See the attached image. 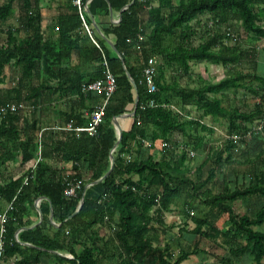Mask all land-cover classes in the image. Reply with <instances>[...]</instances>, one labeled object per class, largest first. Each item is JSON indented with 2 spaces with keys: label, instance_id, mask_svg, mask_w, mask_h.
I'll return each mask as SVG.
<instances>
[{
  "label": "trees",
  "instance_id": "1",
  "mask_svg": "<svg viewBox=\"0 0 264 264\" xmlns=\"http://www.w3.org/2000/svg\"><path fill=\"white\" fill-rule=\"evenodd\" d=\"M38 2L0 0V110L6 108L0 113V216L12 205L6 221L0 223V264H182L203 252L198 242L174 256L168 247L161 249L152 235L156 226L163 228L164 217L175 207H180L185 226L187 219L194 224L188 234L219 246L217 239H223L227 254L212 253L222 264H237L245 255L251 257V264H263L264 233L255 227L264 224V204L251 212L249 200L264 198V142L262 134L251 138L247 134L264 116V76L255 68L243 71V62L256 64L258 50L256 46L244 48L232 28L237 26L250 42L264 43V0H83L91 16L98 18L108 17L110 8L114 12L127 7L118 25L101 29L122 56L136 90L86 12L84 21L97 46L72 0L49 35L42 30ZM15 10L17 26L4 28ZM193 23L203 25L204 35ZM23 28L26 35L21 37ZM199 34L200 42L194 45L193 37ZM153 57L158 91L149 94L142 73ZM104 61L117 88L96 134L50 129L89 126L87 113L101 96L83 93L82 86L103 77ZM199 63L220 66L224 77L216 82L201 76L192 80V64ZM7 71L15 76L8 87ZM185 77L190 82L182 85ZM240 90L257 99L252 110L229 105L227 93ZM136 95L133 123L128 132L123 131L114 151L113 171L85 190L109 170L110 150L117 140L115 118L133 107ZM151 99L156 107H147ZM58 102L54 120L44 113L54 111ZM10 104L25 105L30 112H11ZM192 109L197 116H192ZM206 118L223 120L227 134L223 145L212 148L192 175L186 163L204 147L206 135L202 133H213L202 121ZM176 134L184 140L177 141ZM234 135L240 137L237 144L230 139ZM143 140L168 143L158 161L152 155H140ZM242 145L255 146L257 152L253 156L247 149L242 152L239 163L247 165L243 177L248 183L239 186L233 165ZM18 159L25 171L6 177L8 165ZM55 161L70 163V174ZM207 164L208 175L202 180ZM76 181L81 182L80 189L66 197L67 185ZM219 183L221 190H217ZM40 197L45 199L40 203L42 222L34 229L20 230L16 241L15 232L29 224ZM82 198L81 210L69 218ZM49 204L58 227L49 221ZM218 222H223V228ZM105 228L107 234H102Z\"/></svg>",
  "mask_w": 264,
  "mask_h": 264
},
{
  "label": "rangeland",
  "instance_id": "2",
  "mask_svg": "<svg viewBox=\"0 0 264 264\" xmlns=\"http://www.w3.org/2000/svg\"><path fill=\"white\" fill-rule=\"evenodd\" d=\"M204 19L205 18H201L200 21H203ZM11 20L12 18L9 21ZM193 25L195 24L193 23ZM195 26L200 31L199 33L204 35L205 29L203 25L200 23L199 26L197 24ZM232 29L236 33V35L239 34L238 36H241L240 41L243 44L244 48L256 46L258 50V58L256 64L243 62L241 65L243 71H248L251 68H255L259 75L264 76V43L262 41L250 42V40L247 39L246 35L242 33V31H240V29L235 25ZM221 32L225 33L226 29H221ZM200 34L196 37H193L192 41L194 45L200 42ZM227 42L232 44L231 41H227ZM6 73H7L6 86L8 87L12 85L13 82H15L13 80V77L15 78V76L10 71H7ZM224 75H225V71L220 66L206 64V63L192 64V75H191L192 80L196 81L197 76H201L204 80L216 82L219 81L221 78H223ZM186 80L187 77H185L184 81ZM239 93L236 94L231 91L227 93L226 99L229 100L228 101L229 105H231L232 107L239 105L240 107H242V110H244V108L252 110L254 103H256L257 99L253 98V96L249 92H246L244 90H240ZM21 109L25 114H28L30 112L29 108L25 105L24 106L22 105ZM54 109H55L54 111H50V112L46 111L44 114L48 116L50 115L52 116L51 118L54 119L57 116L56 113L57 110L60 109L59 102L58 104L56 103L54 105ZM192 110H193L192 116L193 117L197 116V113L194 111V109ZM202 121L204 125H206L207 127H211L213 129V133L212 134H207L205 132L202 133L203 135H206L204 147L194 152V156L192 157V159L186 163L192 175L194 173L195 168L199 167L205 162L212 148L223 145V141L227 134L226 123L223 120L219 119L217 121H212L211 119L206 118V119H202ZM259 133L260 132H258L256 136H258ZM260 134H262V142H264V130ZM175 139L180 142L184 140L183 137L179 136L178 134L175 135ZM144 148L145 150H142L143 158H147V156L152 155L154 160L158 161L160 159L162 149H160L159 145H157V147H155L152 150L148 147H144ZM245 149L249 150L248 152L250 156L255 155L257 152V148L255 146L248 148V146L242 145L238 148V151L235 153L237 162L234 163L233 169L235 170V172H237V180H238L237 183L239 186L248 183V179L243 177V173L247 170V165L243 163H239V161L243 162L244 154L242 152ZM208 168H209V164L203 167L202 180L206 179L208 175ZM216 175L220 179V176L222 174L219 171H217ZM209 186L210 185H208L207 187ZM221 186L222 184L219 183L217 185V190H221ZM263 204H264V198L262 197H251L249 200V206L251 208V212H255ZM244 210L245 208H242V211L240 210V212H244ZM186 223L187 226H185V220L183 219L182 213L180 212V207L178 208L175 207L172 213L167 214L164 217L163 228H159L156 226L155 232L152 233L153 237L154 236L156 237L155 243L157 245L160 244L159 246L161 247V249H165L168 247L169 251L171 253H174L173 254L174 256H178L180 252L188 250L189 247L192 249L196 242H198V249L211 252L210 256L207 253H201L196 256L190 257L187 260H185L182 264H208V262L213 264V262L215 263V261H213L212 259L213 257H211L213 256L211 255L212 253L216 254L217 256L227 254L226 250L222 247L223 246L222 238L217 239V244H222V246L221 245L219 246L213 244L212 241L208 238L193 237L190 234H188V231H190L194 227V224L189 219L186 220ZM217 225L219 226V228H223V222H218ZM182 229H186L187 231H182ZM255 230L264 233V224L255 227ZM100 231L102 234H107L106 228L101 229ZM262 262L264 264V259ZM246 263L247 264L250 263V260L247 255H245L241 259L240 264H246ZM103 264H111V263L105 261L103 262Z\"/></svg>",
  "mask_w": 264,
  "mask_h": 264
},
{
  "label": "built area",
  "instance_id": "3",
  "mask_svg": "<svg viewBox=\"0 0 264 264\" xmlns=\"http://www.w3.org/2000/svg\"><path fill=\"white\" fill-rule=\"evenodd\" d=\"M72 3L78 10V13H79V16L81 18L82 25L85 28V31L87 32L89 37L92 39L93 44H95L97 46V43L92 38L91 29L86 25V23L84 21L83 14L86 12L87 4H83V0H72ZM136 48L139 49L138 46H136ZM103 66H104V75L102 78L94 80L90 83L84 84L82 86V92L83 93L92 92V93H95V94H98L101 96V100H100L99 104H97L94 107L92 112L87 113V117L89 118V121H90L89 126L86 128H81V129H72L68 125L65 128L53 127L50 129L64 130V131H72V130L73 131H83V132H86L89 136H94L96 134V130L99 127V125L102 121V118L104 116V112H105V108L107 106V103L117 88L116 78L112 74V72L109 70L106 61L103 62ZM156 73H157L156 58L153 57V58L148 59V61L146 62V65L143 68V73H142L143 80H144V83L147 87V92L149 94H155L158 91L157 86L155 84ZM156 106H157V104L155 103V101L153 99H151L147 104V107H150V108L156 107ZM8 109L11 112H17L21 109V106H18L16 104H10L8 106ZM5 112H6V108H2L0 110V113H5ZM263 129H264V116L260 121H258L257 123H255L252 126V132L247 134V138H251L252 134L256 136L257 133L258 132L261 133L263 131ZM230 139L235 144H237L240 141V137L235 136V135L232 136ZM143 145L145 147H148V148H150V146H153L155 148V147H157V145H159L160 149H164L165 147L168 146V143L165 141H161V140H155L154 142H150V141L146 142L143 140ZM38 155L40 156V151H38ZM25 182H26V180L24 181V183ZM80 186H81L80 181L70 183L69 185H67V188L64 190V195L66 197L75 196V193L80 189ZM10 210H12V205L8 204V206L6 207V210L0 216V223L1 224H3L6 221V214ZM2 231H3V229L1 228V230H0V242L2 241V236H1Z\"/></svg>",
  "mask_w": 264,
  "mask_h": 264
},
{
  "label": "crops",
  "instance_id": "4",
  "mask_svg": "<svg viewBox=\"0 0 264 264\" xmlns=\"http://www.w3.org/2000/svg\"><path fill=\"white\" fill-rule=\"evenodd\" d=\"M38 1H39L38 2V6H39V9H40L41 15H42V23H41L42 30H44L45 34L49 35L52 32V30H53V24L57 21L58 16H60L61 13L66 12V7L69 6V0H38ZM87 8H88V6H87ZM126 8L127 7H124L121 11H114V12L111 10V12H112L111 14L112 15L110 14L108 17H104V18H102V17H99V18L98 17H92L90 14H88V13L87 14L91 18L92 27L96 30L97 33H98V31H100L102 33L101 27L102 28H107L109 24H113V25L116 26V25H118L120 23V21H121V12L123 10H125ZM15 16H17V10L14 11V14L12 16V20L7 22V23H5V24H3V27L6 28V29H8L9 26L16 27L17 24H16V17ZM25 35H26V31L23 28L21 30L20 36L24 37ZM186 81L189 83V77H187ZM184 82L185 81L182 80V85H184L186 83V82L185 83ZM97 104H99V103H97ZM132 112H133V107L130 106L129 108H127V112L126 113L130 114ZM56 119L57 118H54V120H56ZM121 123H122V126H123V131L128 132L130 130L131 126H132L133 118L124 117L121 120ZM145 141L149 142V140H145ZM144 147L145 146L143 145L142 150H145ZM142 150H141V154L140 155H142ZM55 165L58 166L59 168L65 170V171H67L66 173L70 174V172H69L70 168H71V164L70 163L62 164V163H60L58 161H55ZM24 171H25V169H24V167L20 166L19 159H18L17 161L11 162L8 165L7 172H6V177H8V176H10V177H12V176L13 177H18V176L22 175V173ZM42 200H45V199L40 197V199L38 201V204H37L38 209H37V207L34 204V212L31 214V217L29 219V224L26 227H23V228H31V227H34L36 225L38 226L42 222V221L40 222V216H39V212H38V211L41 212L40 203L42 202ZM50 207H51V205L49 204V216H48V218H49V221L51 222V224L53 225V223L54 224H56V223L53 221V218L52 219L50 218V214H51ZM41 214H42V212H41ZM42 217H43V214H42ZM201 253H207V252L203 251V252H200L199 254H201ZM207 254L210 256V252L207 253ZM211 257H213L212 259H213V261H215V263L213 262V264H222L221 259L219 257H217V258H215L214 256H211ZM248 258L250 260L249 264H251L252 263V259H251V257H248ZM241 259L238 261L237 264L241 263ZM208 264H212V263L208 262Z\"/></svg>",
  "mask_w": 264,
  "mask_h": 264
},
{
  "label": "water",
  "instance_id": "5",
  "mask_svg": "<svg viewBox=\"0 0 264 264\" xmlns=\"http://www.w3.org/2000/svg\"><path fill=\"white\" fill-rule=\"evenodd\" d=\"M109 8H110V7H109ZM86 13L90 14V11L88 10V8L86 9ZM111 13H112V12H111V8H110V14H111ZM90 15H91V14H90ZM111 15H112V14H111ZM98 34L100 35V37H102V38H103V39H104V40L110 45L111 49L116 53V55L118 56V58L121 60L122 65H123V68H124V70H125V73H126L128 79L130 80L131 84L133 85L134 89L136 90L135 82H134V80L132 79L131 75L128 73V71H127V69H126V67H125V64H124V62H123L122 56H121V55L115 50V46H114V44L111 43V42H110V41H109V40H108V39H107V38H106V37L100 32V31H98ZM137 102H138V96L136 95V97H135V102H134V104H133V112L130 113V114H128V113H126V112H124V113H120V114L115 118V120H116V129H117V140H116L115 144L113 145L112 149L110 150V167H109V170H108L107 173H106L102 178H100L99 180L87 184V185L85 186V190H86L88 187H90L91 185H94V184H96V183H98V182L103 181V180H104L105 178H107V177L111 174V172L113 171L114 166H115L114 151H115V149L117 148V146L120 144V142H121V140H122V137H123V126H122L121 120H122L124 117L134 118L135 110H136V107H137ZM39 199H40V198H37V199L35 200V202H34V204H35V206L37 207V209H38L37 204H38ZM83 203H84V198H82V200H81V202H80V204H79L77 210H76L72 215H70L69 218H72L73 216H75V215L81 210V208H82V206H83ZM50 210H51L50 218L52 219V218H53L52 207H50ZM38 212H39L40 222H41L42 219H43V217H42L41 212H40V211H38ZM53 225H54V227H58V226H59L58 224L56 225V224H54V223H53ZM35 227H37V225L34 226V227H31V228H21V229H18V230L15 232V240L17 241V238H16V237H17V233H18L20 230H22V229H34ZM27 246H29V247H33V246H31V245H27ZM37 249H38V248H37ZM51 253H53V254H55V255H57V256H60V257H64V258H68V259H72V256H69V255H63V254L56 253V252H51Z\"/></svg>",
  "mask_w": 264,
  "mask_h": 264
}]
</instances>
